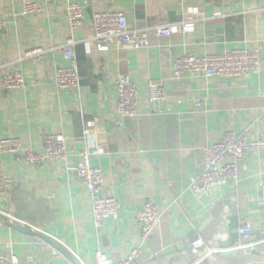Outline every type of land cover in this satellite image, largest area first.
I'll return each instance as SVG.
<instances>
[{
	"label": "crops",
	"instance_id": "0c3cea01",
	"mask_svg": "<svg viewBox=\"0 0 264 264\" xmlns=\"http://www.w3.org/2000/svg\"><path fill=\"white\" fill-rule=\"evenodd\" d=\"M69 2L83 8L74 29ZM32 3L39 11L25 13ZM96 11H124L131 28L146 29L149 45L99 52L79 42L80 94L60 89L56 67L70 61L57 47L70 35L77 41L92 35ZM0 21L6 23L0 74L22 70L25 77V86L9 97L0 88V139L18 137L40 151L46 133H62L68 150L66 159L41 165L0 152V254L15 253L25 264H96L98 247L117 260L140 247L141 264H264V247L258 254L211 255L207 263L194 249L197 236L214 239L217 250L230 249L246 223L255 244L264 241V150H250L227 183L199 193L190 188L204 167L205 145L229 130L250 140L264 132V0H0ZM166 24L171 34L161 37L156 26ZM236 46L257 51L258 73L173 75L179 55ZM33 47L46 49L43 60L22 59ZM121 73H129L139 89V116L124 118V126L118 124L115 89ZM150 80L164 86L162 102H149ZM80 101L97 123L102 153L91 164L104 173L102 193L119 202L100 236L77 176L84 146L74 110ZM146 201L156 203L161 222L152 238L142 240L136 218Z\"/></svg>",
	"mask_w": 264,
	"mask_h": 264
},
{
	"label": "built area",
	"instance_id": "2783aa9c",
	"mask_svg": "<svg viewBox=\"0 0 264 264\" xmlns=\"http://www.w3.org/2000/svg\"><path fill=\"white\" fill-rule=\"evenodd\" d=\"M95 1V0H92ZM39 7L27 4L25 13H35ZM260 11L259 9L255 10ZM71 28L74 29L82 23L83 8L79 3L69 2L67 6ZM198 13V10L194 11ZM5 21H0V31L4 32ZM158 34L168 37L171 34L170 25H157ZM145 28H131L128 17L124 11H96L93 14V33L89 37L77 41L70 35L66 41L57 48L64 57L70 61L67 66H58L55 71V83L60 89L73 88L79 94L81 91V75L76 54V46L83 42L88 47H95L99 52H107L111 45L119 48L136 50L148 46ZM173 52V49H171ZM46 49L33 47L27 49L22 57L43 60ZM173 75L182 77L185 73H199L205 76L216 75L222 78L240 77L260 71V58L257 51H251L245 46H236L232 49H223L207 53L202 56L183 54L176 57L173 63ZM25 86V77L22 70H14L8 74H0V88L7 97L11 91ZM117 91V113L120 117L118 124L124 126V118L139 116V89L130 79L129 73H121L115 81ZM165 99V89L162 83L149 81V102L156 104ZM81 122V137L84 146L80 152L77 166V176L82 180L88 190L91 202L93 226L97 236L104 227L108 218L115 215L119 209V202L114 196L104 195L105 177L103 171L91 164L92 156L102 153L97 141L95 119L87 118L82 103L74 109ZM252 149L264 150V132L253 140L247 135H237L233 131L224 132L222 138L215 143L204 146V167L192 181L190 188L194 192H203L213 187L221 186L230 179L237 177L238 162ZM0 152L14 155L16 160L30 165H41L49 161H59L67 158V138L62 133H46L44 144L40 151L32 147H25L18 137L0 139ZM161 222V213L152 201H146L137 214L136 225L142 240H148L155 234L156 227ZM214 239H204L197 236L194 240V249L202 260L218 251L213 245ZM254 231L250 223L238 228V237L230 249L253 246ZM144 257L140 247H134L131 252L121 258L109 257L101 247L96 250V264H141ZM0 264H25L15 253L0 254Z\"/></svg>",
	"mask_w": 264,
	"mask_h": 264
},
{
	"label": "water",
	"instance_id": "95a60500",
	"mask_svg": "<svg viewBox=\"0 0 264 264\" xmlns=\"http://www.w3.org/2000/svg\"><path fill=\"white\" fill-rule=\"evenodd\" d=\"M19 224L25 225V223H21V221L19 222ZM262 247H264V241L257 243V244H254L253 246H247V247H243V248L218 250L215 253H213L212 255H215L216 257L222 258V257H227V256H233V255L240 254L243 252H250L253 254H258V253H260L259 248H262ZM263 254H264V251H263ZM69 258L71 260L74 259L73 257H70V256H69ZM208 261H209V259H207V258H205L203 260L204 263H207Z\"/></svg>",
	"mask_w": 264,
	"mask_h": 264
},
{
	"label": "rangeland",
	"instance_id": "374dc122",
	"mask_svg": "<svg viewBox=\"0 0 264 264\" xmlns=\"http://www.w3.org/2000/svg\"><path fill=\"white\" fill-rule=\"evenodd\" d=\"M207 258V257H206Z\"/></svg>",
	"mask_w": 264,
	"mask_h": 264
}]
</instances>
